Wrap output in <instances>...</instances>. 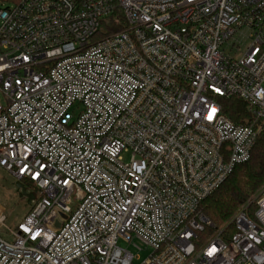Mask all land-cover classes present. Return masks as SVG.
Instances as JSON below:
<instances>
[{
  "label": "built area",
  "instance_id": "2783aa9c",
  "mask_svg": "<svg viewBox=\"0 0 264 264\" xmlns=\"http://www.w3.org/2000/svg\"><path fill=\"white\" fill-rule=\"evenodd\" d=\"M262 127L264 0L0 2V168L38 192L0 264H264V188L231 231L200 211Z\"/></svg>",
  "mask_w": 264,
  "mask_h": 264
},
{
  "label": "trees",
  "instance_id": "16d2710c",
  "mask_svg": "<svg viewBox=\"0 0 264 264\" xmlns=\"http://www.w3.org/2000/svg\"><path fill=\"white\" fill-rule=\"evenodd\" d=\"M9 1L11 0H0L6 3ZM126 27L127 23L122 12L117 9L108 17V24H104L94 38H101ZM219 102L223 113L235 123H245L248 120L246 103L241 99L220 97ZM21 182L34 185L30 181ZM262 188H264V127L258 134L249 160L237 165L220 187L201 202L200 211L215 226V228L207 227L203 235H211L216 228H226L225 232L231 231L233 215Z\"/></svg>",
  "mask_w": 264,
  "mask_h": 264
},
{
  "label": "rangeland",
  "instance_id": "374dc122",
  "mask_svg": "<svg viewBox=\"0 0 264 264\" xmlns=\"http://www.w3.org/2000/svg\"><path fill=\"white\" fill-rule=\"evenodd\" d=\"M249 33L250 32L248 30H243L242 34L240 32L236 33L233 40L235 43V47H231L229 42L228 44L225 43L224 45H222L221 49L230 56L238 57L250 42V38L248 37ZM237 47H239L238 51L236 50ZM123 157L124 160L128 159L127 154H124ZM15 182L16 180L14 179V177H12V175L0 168V215H3L5 217L4 224L0 225V235L8 240L11 239V234L7 228H10L11 230L14 229L16 224L29 210L33 202L32 200L28 203L26 196H19V191L15 186ZM23 185L27 192L32 193L33 195L38 193L34 185L24 183ZM262 189L251 196L249 201H254L258 197ZM249 209V211H251L252 207L250 206ZM214 233H216V230L214 231ZM135 243L139 247H143L140 242L135 241ZM119 245L123 247L127 246L129 250H131V252L135 254L134 264H138L150 252V250L146 248L138 250L122 241H119Z\"/></svg>",
  "mask_w": 264,
  "mask_h": 264
},
{
  "label": "water",
  "instance_id": "95a60500",
  "mask_svg": "<svg viewBox=\"0 0 264 264\" xmlns=\"http://www.w3.org/2000/svg\"><path fill=\"white\" fill-rule=\"evenodd\" d=\"M15 186H16L17 190L19 191V196H22V195L26 196L28 203L31 202L32 200H34L35 195L27 192L23 183H21L20 181H16Z\"/></svg>",
  "mask_w": 264,
  "mask_h": 264
},
{
  "label": "snow or ice",
  "instance_id": "6c2138e0",
  "mask_svg": "<svg viewBox=\"0 0 264 264\" xmlns=\"http://www.w3.org/2000/svg\"><path fill=\"white\" fill-rule=\"evenodd\" d=\"M215 112H216V109L213 108V109L211 110L209 116H208V119H212V118H213V114H214ZM214 251H215V249L213 248V249L209 252V255H211L212 252H214Z\"/></svg>",
  "mask_w": 264,
  "mask_h": 264
}]
</instances>
